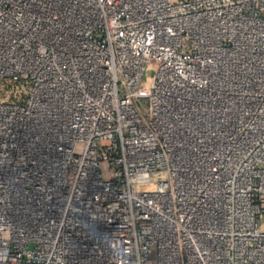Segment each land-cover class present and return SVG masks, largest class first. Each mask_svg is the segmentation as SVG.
I'll return each instance as SVG.
<instances>
[{
	"label": "built area",
	"instance_id": "2783aa9c",
	"mask_svg": "<svg viewBox=\"0 0 264 264\" xmlns=\"http://www.w3.org/2000/svg\"><path fill=\"white\" fill-rule=\"evenodd\" d=\"M0 83V264H264V0H0Z\"/></svg>",
	"mask_w": 264,
	"mask_h": 264
},
{
	"label": "rangeland",
	"instance_id": "374dc122",
	"mask_svg": "<svg viewBox=\"0 0 264 264\" xmlns=\"http://www.w3.org/2000/svg\"><path fill=\"white\" fill-rule=\"evenodd\" d=\"M0 85H2V84L0 83ZM140 105L145 106V101L144 100H140ZM260 223H261V228L264 231V216L260 219Z\"/></svg>",
	"mask_w": 264,
	"mask_h": 264
}]
</instances>
